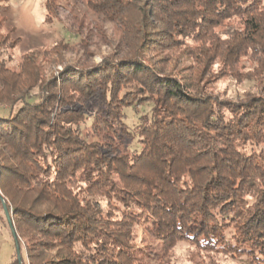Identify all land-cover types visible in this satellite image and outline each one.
I'll use <instances>...</instances> for the list:
<instances>
[{"label":"trees","instance_id":"trees-1","mask_svg":"<svg viewBox=\"0 0 264 264\" xmlns=\"http://www.w3.org/2000/svg\"><path fill=\"white\" fill-rule=\"evenodd\" d=\"M89 1L103 11L121 5ZM9 2L0 0V26ZM45 6L48 11V1ZM139 9L136 53L103 64L107 72L97 73L96 82L75 70L45 78L29 56L18 70L9 68L0 32V210L7 207L17 236H36L26 249L28 264H147L134 244L143 225L165 255L184 241L207 254L264 264V96L220 103L197 89L191 94L186 82L141 57L150 46L189 40L196 47L183 48L197 58H219L232 68L247 57L254 73L264 74V0H142ZM148 18L153 21L142 25ZM232 19L240 26L227 28L222 39L215 28ZM205 38L218 52L197 44ZM119 72L140 77L139 86L125 92L152 105L150 114L127 128L111 97L91 120L92 133L84 134L81 101L98 90L117 96ZM126 139L138 148L124 150ZM81 168L83 181L76 179ZM206 258L205 264H216ZM19 263L21 247L20 262L16 257L9 264Z\"/></svg>","mask_w":264,"mask_h":264},{"label":"rangeland","instance_id":"rangeland-1","mask_svg":"<svg viewBox=\"0 0 264 264\" xmlns=\"http://www.w3.org/2000/svg\"><path fill=\"white\" fill-rule=\"evenodd\" d=\"M47 1L48 11L45 6ZM140 1L142 0H120L122 6L127 2L129 5L122 7L116 2L113 5L110 4L111 8L107 11H103L95 2L89 0H10L5 15L6 21H3L0 26V32L7 37V45H9L4 51L3 58L8 67L15 71L18 70L22 58L29 56L34 58L35 67L45 78L59 77L62 71L75 70L89 74L90 77H96L94 78L96 82L99 79L96 76L97 73L107 72L106 68L101 70L103 64H116L121 59L136 53L135 49L139 46L141 39L140 29H142L139 27ZM151 21L153 20L148 18L142 22V25L147 26ZM224 25L215 28L222 39L226 37L227 28H238L240 23L237 19H232L226 21ZM136 27L139 32L134 33L132 30ZM156 28L158 29L159 26ZM157 29L152 30L153 35ZM189 43V40H185L184 45L179 47H166L165 44L150 46L142 51L141 57L150 64H155V68L162 73L182 83L186 82V85L193 89L189 91L191 94H194L197 89L201 92L200 94L215 97L220 103L241 102L249 95L264 96V74L254 73V63L250 58L241 57L236 65L228 68L219 58H214L210 62L204 54L197 58V54L186 52L183 48L185 45L191 48L196 47L195 44ZM197 44L211 52H218V47H215L209 38L197 41ZM13 45L14 47L10 48ZM209 51H206V54H211ZM119 74L120 82L115 90L117 96H111L108 93L102 96L101 90H98L95 97L89 95L87 100L81 101L79 97L87 117L79 127L84 134L92 133L91 120L95 117L99 118L101 112H105L108 108L107 101L111 97L110 103L117 105V109L120 110L118 113L122 117L120 122L127 128L132 129L139 122L140 115L150 114L152 105L135 102L129 95V90L125 92L128 87L139 86L140 77L132 80L128 78L129 76L123 77V72ZM109 78L105 79V83L108 81L110 84L112 77L111 80ZM103 88L105 90V86ZM59 92L57 90L56 93ZM223 113L229 114L227 109H223ZM126 148L136 149L138 144L135 140L126 139L123 149L126 150ZM85 172L81 168L76 179L83 181ZM112 179L116 181L118 187L122 186L116 174L112 176ZM82 185L85 186L84 182ZM100 201L102 208H105L107 202L104 199ZM144 227L145 225L137 227L134 244L138 249V255L142 256L147 264H197L202 260L205 264L208 260L207 256L215 257L216 264H248L244 255L237 257H229L222 253L211 255L184 241L176 242L165 255L161 243L143 232ZM13 230L16 235L15 240L5 215L0 210V264H9L18 256L20 262V247L22 264H28L26 249L32 243L31 239L36 236H30L28 233L26 238H20L16 234L14 225ZM15 241L19 255L16 252Z\"/></svg>","mask_w":264,"mask_h":264},{"label":"water","instance_id":"water-1","mask_svg":"<svg viewBox=\"0 0 264 264\" xmlns=\"http://www.w3.org/2000/svg\"><path fill=\"white\" fill-rule=\"evenodd\" d=\"M3 212H4V214H5V217H6L7 223H8V225H9L10 229H11L12 236H13V238H14V240H15V239H16V235H15V232H14V230H13V225H12V221H11L10 213H9V211H8V209H7V207H6L5 205H3ZM15 243H16V241H15ZM16 252H17V255H19V250H18V245H17V243H16ZM18 259H19V256H18Z\"/></svg>","mask_w":264,"mask_h":264}]
</instances>
